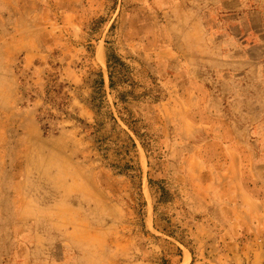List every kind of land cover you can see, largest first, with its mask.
I'll list each match as a JSON object with an SVG mask.
<instances>
[{"label": "rangeland", "instance_id": "1", "mask_svg": "<svg viewBox=\"0 0 264 264\" xmlns=\"http://www.w3.org/2000/svg\"><path fill=\"white\" fill-rule=\"evenodd\" d=\"M0 264H264V0H0Z\"/></svg>", "mask_w": 264, "mask_h": 264}, {"label": "trees", "instance_id": "2", "mask_svg": "<svg viewBox=\"0 0 264 264\" xmlns=\"http://www.w3.org/2000/svg\"><path fill=\"white\" fill-rule=\"evenodd\" d=\"M54 83V85H53V90H54V93H56V95H57V98H54V99H49V101H50V103L52 104V106H53V108L54 109H57L59 112H61V113H63V114H65V115H69L68 114V112H67V110H68V107H69V104H68V102H67V99L65 98V97H63V96H65V93L63 92V90H64V87H66V86H63V85H58V87H57V83L58 82H56V80L53 82ZM110 88H113V84H112V82H111V78H110ZM104 85V81H101V86H103ZM63 95V96H62ZM61 96V97H60ZM58 100H60V104H57V101ZM91 103H88V102H86V105L87 106H89L90 108H91V110H93L94 112H95V114H96V116L98 117L99 116V113H100V110H101V104H99V105H94L93 104V101H95V98H94V96H92L91 97ZM125 110L127 111V113L129 114V115H131L132 114V112L130 111V110H128L127 108H125ZM70 116V115H69ZM54 117L55 116H53L52 114H50V118L48 119V121H51V120H53L54 119ZM74 120H76L79 124H81V125H85V122L84 121H82L81 119H79V118H77V117H75V118H73ZM42 122H43V120H41ZM54 121V120H53ZM100 125L96 122L95 123V126H93V125H91V126H89V128L91 129V130H87V131H94V130H96V128L97 127H99ZM44 127V130H45V132L46 133H48L49 131V125H45V126H43ZM86 131V130H85ZM132 168H131V166H129L128 164L124 167V170H127L128 172L131 170Z\"/></svg>", "mask_w": 264, "mask_h": 264}, {"label": "crops", "instance_id": "3", "mask_svg": "<svg viewBox=\"0 0 264 264\" xmlns=\"http://www.w3.org/2000/svg\"><path fill=\"white\" fill-rule=\"evenodd\" d=\"M236 168V164H234V161H229V162H227V164H226V168H228V170H230L231 168ZM234 176H235V174H234Z\"/></svg>", "mask_w": 264, "mask_h": 264}]
</instances>
